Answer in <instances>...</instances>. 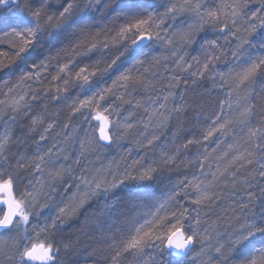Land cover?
Masks as SVG:
<instances>
[{"label": "snow or ice", "instance_id": "obj_1", "mask_svg": "<svg viewBox=\"0 0 264 264\" xmlns=\"http://www.w3.org/2000/svg\"><path fill=\"white\" fill-rule=\"evenodd\" d=\"M47 3L43 0L34 7L33 0H0V28L8 29L2 35L13 49L11 55L0 51V69L16 61L27 63V54L39 45L45 32L50 38L59 34L80 13L103 15L118 8L125 14L118 28L95 34L81 28V38L62 49L66 62L45 57L32 63V71L22 72L10 87L5 82L0 118L7 115L15 122L31 116L29 132L38 139L35 154L21 155L12 163L8 155L11 129L0 132V230H16L15 235L0 241V264H64L58 233L85 205L101 197L103 205L90 222L106 233L107 243L100 251L107 252V264H124L128 257L136 264H186L197 244L201 264H231L233 254L258 236L262 246H253L238 264H264V103L254 104L250 91L256 78L264 76V0H218L215 6H206L203 0H162L159 4H145L144 0H66L58 14L49 13ZM256 3L260 6L253 10L251 6ZM182 15L190 20L170 34L172 26L167 22ZM206 30L217 34L216 38L204 39L201 54L186 59L188 54L177 46V38L185 44L194 43L195 35ZM221 37L227 48L220 44ZM153 43L161 45L163 52L147 64L138 60ZM117 46L123 51L105 67L97 63L91 69L84 66L73 72L77 56ZM229 54L231 63L226 59ZM130 61L135 63L111 85L98 86L90 95L68 102L70 84L78 85L83 94L91 90L94 78L103 77L118 62ZM222 61L224 68L220 67ZM169 62L172 74L165 80L160 69L167 70ZM53 67L55 74L47 85L34 87L47 80ZM158 77L163 85L160 89L156 88ZM206 81L212 86L207 94L218 90L223 98L195 111L193 119L199 132L191 133L183 128L192 107L185 102L186 94L203 87ZM136 88L156 94L146 101L126 99L131 95L129 90ZM41 92L55 103L63 101L69 109L67 122L59 131L56 119L46 123V111L32 114V102L41 99ZM260 94L264 97V87ZM108 96L143 110L140 124L144 131L136 142L145 149L158 146V158L152 163L133 160L122 166L119 161H109L94 169L86 164L81 167L98 148L125 139L137 127L131 122L134 112L120 119L118 105L102 103ZM77 117L82 118L81 123L74 126L72 121ZM173 121L177 126L170 139L157 145L161 141L157 133L170 128ZM85 124L89 127H83ZM49 139L51 145L41 151V143ZM68 141L78 143L79 150L71 163H60L61 156L69 160L64 154ZM222 144L226 146L222 148ZM164 169L175 171L179 178L162 195L155 196L149 191L152 185L145 182L153 181ZM28 170L29 176L22 177L21 172ZM25 179V189L18 192L17 183ZM74 183L76 191L66 200ZM238 188L245 191L246 200L237 198L210 220L225 193L231 191L235 196ZM257 188L259 192L254 190ZM118 190L123 196L116 195ZM110 197H114L111 202ZM257 202L258 212L253 211ZM46 213L50 221L28 227L33 216ZM72 247V243L63 244L65 252ZM149 249V259L144 260Z\"/></svg>", "mask_w": 264, "mask_h": 264}, {"label": "rangeland", "instance_id": "obj_2", "mask_svg": "<svg viewBox=\"0 0 264 264\" xmlns=\"http://www.w3.org/2000/svg\"><path fill=\"white\" fill-rule=\"evenodd\" d=\"M203 2L205 3L206 6H215V4L218 3V0H203ZM156 3L157 4L161 3V0H156ZM33 4H35V3L33 2ZM150 4H154V3L151 2ZM259 6H260L259 3H256V4L252 5L251 7L254 10L256 7H259ZM160 10L162 11L163 9L161 8ZM47 11L49 13L56 12L57 14L59 12L53 6L52 7L47 6ZM77 16H80V15L78 14ZM77 16H74L73 18H76ZM189 20H190L189 16L182 15V16H179L175 21H168L167 24L172 26L170 28V34L172 31H175L181 27H184L185 22L189 21ZM120 23H121V21L119 23L115 22L112 24L106 23V26L103 28H100V31L110 29V28H118ZM2 31H8V29L2 28ZM216 35L217 34H214L211 30H206L204 32H201V33H198L195 35V42L194 43L185 44V43L180 42L178 38H177L176 42H177V46L181 47L183 49V51L188 54L186 59L191 60V58L193 56L201 54V44L203 43L204 39H215ZM80 38H81V36H78L76 38L75 37L70 38V37L66 36L65 39H62V38H59V34H53V36L50 38L47 32H45L42 36L43 41L44 40L50 41V42L52 41L51 43H53V44L56 41H58V39L62 40L61 54H59L58 56L55 55V58L59 59L60 62H62V63L66 62V60H67V57L63 54L62 49L66 48V47H70L72 44L76 43V41L79 40ZM221 41H223L222 37L220 39V44L223 45L225 48H227L228 45L226 44V42L224 41V43H225L224 44ZM102 50L108 51V55L106 56L105 59H104V55H103L104 52H98L97 53L96 52L97 50H95L91 53L82 54L80 56H77L74 60L73 65H72L73 72L78 71L80 67H84V66H88L91 69V67L96 65L97 63H99V66L101 68H103L106 66L107 63H110L111 60L113 58H115V56H117L120 51H123V49L119 48L118 46L117 47H110L107 50H104V49H102ZM162 52H163V47L159 44L153 43V45L150 49L145 50L144 55L149 58V61H151L154 56L160 55ZM255 54H257V53L255 51H253V55H255ZM139 57H141V56H139ZM137 59H138V57H137ZM226 59L229 63L232 62V58H231L230 54L227 56ZM52 63H53V65H55L56 60L54 59L52 61ZM133 63H135V61H130L127 63H122V64L118 62V65L115 66L113 69H111L106 74H104L103 77L94 78V82H93V86H92L91 90H89L83 94L81 93V89L79 88L78 85H76L75 83L70 84L69 90L67 93L68 94L67 96L70 98L68 102L70 103L71 99H74L77 96H79V98H83L84 95H90L91 92L95 91L98 86L111 85L112 81L115 80L120 75L121 72L128 69ZM172 67H173V65L171 64V62H169L167 70H165L164 68H161V70H162L161 73H163L165 75V80L167 79L168 76H170L172 74ZM220 67L221 68L225 67V64L223 61L220 63ZM54 74H55V68L53 67L52 69H50V74H47V80L43 84L38 85L37 88L45 87L47 85V81L51 80V75H54ZM183 75L186 76L187 73H184ZM17 79L18 78L15 77L13 79V81L10 80L11 83L7 82L6 80L1 81L0 99H4L2 92L7 90L5 88V82H7L8 86L10 87L12 84H14L17 81ZM103 79H105V80L103 81ZM105 81H106V83H105ZM162 87H163V85H162ZM211 87H212L211 83L206 81L204 83L203 87L198 88L196 91L187 92L185 102L190 104L192 107L190 108V110L188 112V117H187V120H185V122L188 123V122H190V118L193 119V117L195 116V111L201 105L208 108L210 102L218 101V99L223 98V94L221 92H219L218 90H213L210 95L207 94L206 90L211 88ZM262 87H264V76H258L256 78L255 82L250 86V91L252 92L251 101L256 105L264 103V97H262L260 94ZM180 88L181 89L183 88L182 84L180 85ZM155 94L156 93H153L152 95L145 94L144 96L137 97L132 101L133 102H135L136 100L146 101L149 96H153V98H154ZM130 96L126 95L125 98L126 99H132ZM176 100L178 102L180 100L179 89L177 90ZM62 103H63V105H62ZM102 103H104L105 106H107L109 104L118 105L119 106L118 114H119L120 119H123L124 117H126L130 111L134 112L135 114L133 117H131V122L137 124V127H136V129H134L133 134L129 135L125 139L117 140V141L113 142L110 146L98 148V150L95 153L89 155L88 158L82 162L81 167H83L86 164L89 168L94 169L96 167H99L102 164L107 165V163L109 161H119L121 163V165L123 166L125 164H131L133 160H141L142 164L147 165V164L152 163L153 160L157 159L158 158V146L154 147V148H150V149H145L143 147H140L136 142L138 139H140L139 133L144 131L142 125L140 124V121H142L144 118L143 110L142 109H140V110L133 109L132 105L124 104L120 101H117L114 96H108L106 98V100ZM59 106H61L60 110H62L64 106H66V108L68 109L67 105L63 101L61 102V104ZM43 107H44V105H41V100L37 101V102H32V114L40 115V114H38L39 109H42ZM58 107L56 110L57 113L59 111ZM217 108H218V104H217ZM46 116H47L46 123L49 119H53L52 115H49L46 113ZM114 118H115V116H114ZM61 119L63 120L65 118H61ZM81 119L82 118H80V117L76 118L77 125H79L81 123ZM30 120H31V116L20 117L15 122L9 121L7 115H5L3 118H0V132H3L5 130V128L7 127V128L11 129V133H12V143L9 145V152H8L10 161H11L12 154H14V153L16 154V150H15L16 148L14 149V145H16L17 142H18V145L23 144V142H21V140H18L19 136H20L19 135L20 130L23 128L24 122L30 123ZM185 122H184V124H185ZM253 122L255 123V119ZM14 124H16V125L14 126ZM194 124H195V121H194ZM58 125L59 126L57 128V131L60 130V128L62 127L63 124L58 123ZM176 126L177 125H176L175 121H173L170 128L160 129L157 134L161 135V141L157 142V145L164 143V141L166 139H170L171 133L175 129ZM83 127L87 128L89 126L85 124V125H83ZM183 128L185 130H190L191 133H198L199 132V126L196 124L194 127L189 128V129L185 128V126H183ZM149 131H151V129ZM226 142L230 143L231 138H226ZM51 143H52L51 139H49V141H47L46 143H41V145H40L41 151H46L47 148L51 145ZM24 145L26 146V149H27L24 155L32 156L33 154H35L37 152L36 142H31L30 146L28 144H24ZM213 146H214V144H213ZM225 146H226V144L221 145L222 148ZM65 149L66 150H65L64 154L69 156V160L65 161V160H63V157L61 156L59 162L64 163V164H69L73 160H75V154L79 150L78 143L74 145L71 141H68L65 145ZM101 150H105L104 151L105 155L103 158L100 155ZM191 151L194 153L195 149H192ZM122 156L125 157L124 160H121ZM183 171L184 170L181 169V174H183ZM192 171H194V169L189 170L188 175H191ZM22 173H23L22 177H27V176H29L30 170L24 171ZM76 174L77 175L79 174L78 170H77ZM178 178H179V176L177 175V173L175 171L169 172L167 169H164V170L156 173L155 179L153 181L145 182V183L152 185V188H150L149 191H154L155 196H160V195H162L163 192H165L170 187L171 183ZM26 183H27L26 179L23 182H18L17 183V191L18 192L23 191L25 189ZM58 191L63 192V188H59ZM74 191H76L75 183L73 184V188L71 189V191H69L67 193V196L65 197V199L67 200V198L70 197L72 192H74ZM257 192H259L258 188H257ZM227 193H228L229 197L228 198L225 197L224 199H232V197H231L232 194L230 195L231 191H229ZM116 195L123 196V193L119 192V190H118ZM112 199H114V197H110L109 202H111ZM222 200L220 201L221 203H222ZM103 202H104L103 197H101L99 200H92L91 202H89L87 205H85V207L90 208V209L88 208L86 210L87 213L91 212V216H93V214L98 210V208L103 205ZM259 210H260L259 204L257 202V206L253 209V211L258 212ZM217 211L218 212H215L213 210V212L209 216L210 220L215 219L216 216L220 214L219 210H217ZM87 213L85 212V214H87ZM50 218H51L50 215H48L47 213L45 215L40 216L39 218H37L36 216H33L28 227L31 228L32 225H35L37 223L42 225L46 219H48L50 221ZM90 221H91V219L88 218L83 223H81V225H83V226L80 230V233H79V235L77 234L75 236V238L73 239V241L71 242L73 244V247L69 251H67V252H69V255H67L65 258H63L64 264H107V260L104 259V256H107V252H104L102 254L100 251V249L104 248L106 243H107V240L105 239L106 233L102 234L101 230L94 223H91ZM236 226L238 228L239 224H236ZM20 231H23V226H21ZM15 234H16L15 229H13L12 232H8L6 230H3L2 232H0V241H3L8 236L15 235ZM88 239H90V241L86 245V241H88ZM255 246H256V248H259L260 246H262V240L259 236L255 239ZM199 250H200L199 244H197L193 247V251L190 254L191 258L189 259V261L186 262V264H201V258L197 257V253L199 252ZM62 252H65L64 248H62ZM150 254H151V250L150 249L146 250V253H145V256L143 259L148 260ZM230 259H231V264H238L241 257L239 258V254L235 253V254H233V256ZM124 264H136V261L132 257H128V258H126ZM149 264H150V262H149Z\"/></svg>", "mask_w": 264, "mask_h": 264}, {"label": "trees", "instance_id": "obj_3", "mask_svg": "<svg viewBox=\"0 0 264 264\" xmlns=\"http://www.w3.org/2000/svg\"><path fill=\"white\" fill-rule=\"evenodd\" d=\"M33 2L35 3V4H33L34 7H39L40 4L43 2V0H33ZM151 2H153L154 4H157L156 0H144L145 4H150ZM161 2H162V0H161ZM65 3H66V0H48L47 6H51V7L53 6L58 11H60V10H62V7L64 6ZM118 14L121 15V19H116ZM124 14L125 13H121V10L118 8L113 9V10H109L106 13H104L103 15H101L99 12H94V11H89L86 13H80L79 14L80 16L73 18V20L69 23V25L65 26V28L60 31L59 38L65 39L66 36L70 37V38H72V37L76 38L78 36H81V31H80L81 28H84L86 32L95 34L96 32L100 31V28L105 27L106 23L112 24L115 22L116 23H119L120 21L122 22ZM3 32H5V31H2V28H0V51L7 52V53H9V55H11L13 52V49L10 48V46L7 42V39L3 37V35H2ZM222 39H223V37H222ZM51 42L45 41V40L43 41L42 37H41L39 45L36 46L33 50H31L27 54L28 55L27 63H25L24 61H16L12 65L5 67L3 69H0V84H1V81H3V80H6L7 82L11 83L10 80L13 81V79L15 77L19 78V76L21 75L20 74L21 72L32 71V69L30 68V65L32 63H38L40 60L44 59L45 57H55V55L58 56L59 54H61L62 40L58 39V41H56L57 43L55 42L54 44ZM221 42L224 43V39ZM101 50L102 49H98L96 52L97 53L98 52H104L103 55H104V59H105L106 56L108 55V51H103V50L101 51ZM138 60H144L145 64H147L149 62V58L145 55H141V57H138ZM160 72H162L161 69H160ZM163 77L165 79L164 74H163ZM104 80L105 79H103V81ZM105 83H106V81H105ZM33 86L38 87V85H33ZM156 88L157 89L162 88V84L160 83V77L157 78ZM130 92H131L130 97L132 98L131 100H134L135 98L140 97V96H144L145 94L152 95L154 93L151 90L146 92L143 88H136L135 90H130ZM66 95H68V94H66ZM40 96H41V99H40L41 105H44V107L42 109H39L38 114L45 113V111H46V113L49 115H52L53 119H56L58 121V123L64 124L65 122H67V115L69 113V110L66 108V106H64L63 109L60 110L61 106H59V105L61 104L62 101L59 103H55L51 100L50 96L47 98H44L43 92L40 93ZM62 105H63V103H62ZM45 106H46V108H45ZM57 107L59 109L58 113L56 111ZM53 114H55V115H53ZM46 118H47V116H46ZM61 118H65V119L62 120ZM72 123L74 126L77 125L76 119H74L72 121ZM15 125L16 124H14V126ZM183 126H185V128H188V129L194 127L195 126L194 120L190 118V122H188V123L185 122V124ZM29 127H30V123L24 122L23 128L20 130V134H19L20 136L18 139V140H21V142H23V144L18 145V142H17V144L14 145V149L16 148L15 149L16 154L14 153L11 156V162L12 163L15 162L16 157L21 156V154L22 155L25 154L27 149H26V146L24 144H28L30 146L31 142H35L36 139H38L37 134L29 132ZM104 151L105 150L100 151V155L102 156V158L105 155ZM21 176H23L22 172H21ZM255 191H257V189H255ZM231 194L232 193H230V195ZM225 197L226 198L229 197L227 192L225 193ZM231 197H232V199H223L222 203L220 202V207L214 209V211L218 212L217 210H219V212L221 213L223 209L229 207L233 203L234 200H237V198L246 200V193L244 190L238 188L236 190V195L235 196L232 195ZM88 208L89 207H84L83 209H81L77 213L76 216L72 217L71 219H69L65 223L62 230L58 233L57 241L60 243V247H61L60 256H61L62 260L67 255H69V252H66V253L62 252L63 244L64 243H71L73 241V239L75 238V236L77 234L79 235L80 230L83 226V225H81V223H83L88 218H90V219L92 218L91 212L87 213V211H86ZM85 212L87 214H85ZM233 226L237 227L238 225L236 226V224H234ZM89 241H90V239H88V241H86V245L88 244ZM253 246H255V240L250 244H246V245L242 246L241 249L237 252L239 254V258L241 257V259H242L243 257L249 255L253 250Z\"/></svg>", "mask_w": 264, "mask_h": 264}, {"label": "water", "instance_id": "obj_4", "mask_svg": "<svg viewBox=\"0 0 264 264\" xmlns=\"http://www.w3.org/2000/svg\"><path fill=\"white\" fill-rule=\"evenodd\" d=\"M3 231V230H0V232Z\"/></svg>", "mask_w": 264, "mask_h": 264}]
</instances>
